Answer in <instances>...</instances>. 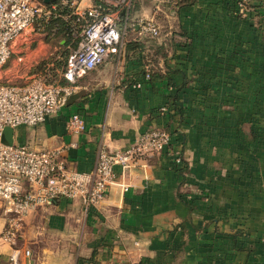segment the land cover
Segmentation results:
<instances>
[{
	"label": "crops",
	"instance_id": "1",
	"mask_svg": "<svg viewBox=\"0 0 264 264\" xmlns=\"http://www.w3.org/2000/svg\"><path fill=\"white\" fill-rule=\"evenodd\" d=\"M231 9L232 0H196L181 8L183 31L169 35L174 43L164 60L135 28L119 54L76 81L56 113L34 126L3 129L9 143L60 149L66 166L79 172L91 171L100 146L124 148L152 126L166 129L170 143L141 157L123 177L114 167L125 189L108 186L86 211L76 199L35 208L19 223L15 244L0 238V264H9L13 248L19 250L17 264H264V193L252 189L264 178V156L242 166L232 111L223 105L221 116H214L213 105L200 102L193 89L200 79L192 76L194 67L242 51V34L250 30L242 32V19ZM41 49L24 51L22 60L30 64ZM74 112L84 122L80 132L67 128ZM173 151L181 164L172 163ZM8 220L1 208L0 234ZM236 229L242 231L238 239L231 235Z\"/></svg>",
	"mask_w": 264,
	"mask_h": 264
},
{
	"label": "built area",
	"instance_id": "2",
	"mask_svg": "<svg viewBox=\"0 0 264 264\" xmlns=\"http://www.w3.org/2000/svg\"><path fill=\"white\" fill-rule=\"evenodd\" d=\"M143 1L0 0V71L12 52V42L27 29L44 33L49 22L58 20L67 26V34L75 40V46L70 48L54 77H49L46 68L19 84L3 81L0 76V205L9 215L0 234L3 241L15 244L16 231L24 217L53 200L76 199L86 211L103 198L108 186L118 185L125 189L127 184L115 180L114 167L123 177L126 171L139 164L141 157L168 149L169 132L152 126L124 148L100 146L91 171L79 172L66 166L60 149H35L1 141L5 127L34 126L47 115L56 113L74 91L76 81L109 55L119 54L125 36L135 28L139 34L158 36L159 27L153 17L133 18L130 14L134 4ZM151 1L160 4L172 0ZM246 1L249 0H238V5ZM257 1L264 12V0ZM142 78L148 79V73ZM139 86V81L132 84V87ZM67 128L72 132L84 129L78 113L70 114ZM171 154L172 163L181 164L179 155L174 151ZM18 254L17 248L11 250L9 264H17ZM22 254L27 256L29 251L24 249Z\"/></svg>",
	"mask_w": 264,
	"mask_h": 264
},
{
	"label": "rangeland",
	"instance_id": "3",
	"mask_svg": "<svg viewBox=\"0 0 264 264\" xmlns=\"http://www.w3.org/2000/svg\"><path fill=\"white\" fill-rule=\"evenodd\" d=\"M154 5H157L155 10ZM234 5L236 9H231L230 15L241 17L242 32L245 28L250 30L249 36L242 34L241 53H232L230 57L217 55L208 66L194 67L193 69L196 70L192 76L200 78L197 81L198 84L193 85L195 86L193 89H196L195 94L201 99L200 102H208L207 106L213 105L214 116H221L219 110L223 105L232 111L230 124L242 143V151L239 153L242 154V166H244V162L249 163L251 158L264 156V12L261 11L257 0L246 1L242 3V6L238 5L237 0ZM183 7L185 6L172 8L168 3L156 4L151 0H145L138 7L135 9L132 7L130 10L131 15L137 11L139 14L137 16L153 17L158 25V36L147 35L143 39L145 43L149 41V44L155 46V53L161 60L167 59L171 44L174 43L173 40L169 41V35L183 31L178 24V12ZM128 37H132V33ZM64 39L66 38L60 32L54 36L47 34L46 31L44 33L35 31V35L30 31L26 36L21 35L14 40L12 52L2 67L0 76L10 71L8 79H5L6 82L20 83L31 75L43 71L44 69L40 66L46 65L45 70L49 77H54L60 70L59 66L64 61L67 49L71 47L67 45L68 42L65 45L62 44ZM40 46L43 50L41 49L38 57L30 64L22 60L24 51L34 54L38 52ZM12 61L18 64L14 67L11 65ZM237 108L241 110V113L236 112ZM216 122L217 119H215V124ZM234 127L239 130H235ZM3 140L4 135L1 138V141ZM234 157L236 158V155L232 154L229 160L233 161ZM256 187H260V191L264 193V178L257 186L253 185L252 189ZM235 188L236 186L232 184L231 189ZM248 208L253 209L254 207L249 206ZM231 235L238 239L242 236V231L237 233L236 229Z\"/></svg>",
	"mask_w": 264,
	"mask_h": 264
},
{
	"label": "trees",
	"instance_id": "4",
	"mask_svg": "<svg viewBox=\"0 0 264 264\" xmlns=\"http://www.w3.org/2000/svg\"><path fill=\"white\" fill-rule=\"evenodd\" d=\"M194 1L195 0H172L171 3H168V4L172 8L173 7H176L177 8V7H181V6H188V5L192 4ZM232 1H234V3H235L237 0H232ZM52 30H55L53 32L52 36H54L56 34H59V32H60L61 34H63V37L66 38V39H64V41H63L62 44L65 45L68 42L67 45L69 44L71 46V47H69L67 49L66 54L64 55V60H65V57L67 56L70 48H73L75 46V40H72V38L67 34V26L65 27V25H63V23H61L58 20H52L51 22L48 23V25H46L45 31L47 32V34H50ZM63 62L59 66V69L61 68ZM45 66L42 65V66H40V68L41 69H45ZM177 170H179V169H177ZM237 233H241V231L238 229L237 230ZM82 262H84V261L81 260V259H78L77 264H83ZM138 264H145V263L144 262H141V263H138Z\"/></svg>",
	"mask_w": 264,
	"mask_h": 264
},
{
	"label": "water",
	"instance_id": "5",
	"mask_svg": "<svg viewBox=\"0 0 264 264\" xmlns=\"http://www.w3.org/2000/svg\"><path fill=\"white\" fill-rule=\"evenodd\" d=\"M42 1H43L44 3H48V2L53 1V0H42ZM3 142H4L5 144H11V143H9L5 138H4Z\"/></svg>",
	"mask_w": 264,
	"mask_h": 264
},
{
	"label": "bare ground",
	"instance_id": "6",
	"mask_svg": "<svg viewBox=\"0 0 264 264\" xmlns=\"http://www.w3.org/2000/svg\"><path fill=\"white\" fill-rule=\"evenodd\" d=\"M27 32H28V33H30V30H29V29H27V30L25 31V33H24V34H28ZM24 34H23V35H24ZM28 37H29V36H28ZM26 39H27V38H26ZM26 39H25V40H26Z\"/></svg>",
	"mask_w": 264,
	"mask_h": 264
}]
</instances>
